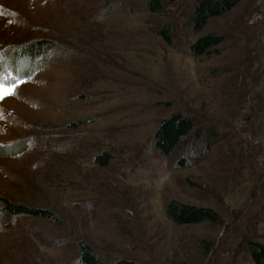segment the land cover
<instances>
[{
    "label": "rangeland",
    "instance_id": "374dc122",
    "mask_svg": "<svg viewBox=\"0 0 264 264\" xmlns=\"http://www.w3.org/2000/svg\"><path fill=\"white\" fill-rule=\"evenodd\" d=\"M187 1L156 15L122 0H0V60L26 81L0 100V146L29 144L0 155V198L59 219L0 204V264H87L83 242L98 264H256L245 240L264 244V0L210 19L198 37L224 38L210 55L152 30ZM175 112L211 144L203 157L182 151L187 167L155 146ZM172 201L218 221L178 223Z\"/></svg>",
    "mask_w": 264,
    "mask_h": 264
},
{
    "label": "trees",
    "instance_id": "16d2710c",
    "mask_svg": "<svg viewBox=\"0 0 264 264\" xmlns=\"http://www.w3.org/2000/svg\"><path fill=\"white\" fill-rule=\"evenodd\" d=\"M107 1V0H106ZM130 0H122L119 6L128 7L129 10L138 11L140 8L147 10L151 14H160L167 11L173 1L176 0H132L133 6L128 4ZM242 0H188V5L183 9L179 16V21L167 22L152 28L156 35L163 38L168 44L177 47H183L184 42L192 48L194 53L210 55L217 49L224 38L220 35L207 34L199 36L198 34L208 25L213 17L221 16L232 10ZM111 6V5H110ZM109 9V8H108ZM176 10V9H174ZM173 11V10H172ZM105 15L106 12H103ZM183 37V38H182ZM195 37V38H194ZM48 44L45 40L42 42H32L18 49L19 54L28 57H34L39 54L44 46ZM193 119L186 117L181 112H175L168 118H163L158 124L155 132V146L164 154L170 156L173 153L179 156L176 166L187 167L190 164V157H183L182 151L192 153L197 149L201 157L205 156L211 148V144L202 145L199 143L200 130L194 129ZM209 139V137H208ZM29 144L26 140L19 141L8 146H0V155L17 154L28 149ZM113 155L105 152L98 155L97 161L102 164L110 163ZM1 211L6 215L19 216H41L59 220L57 213L51 209L33 207L22 203H14L6 198H0ZM168 213L175 221L181 224L199 223L203 221H218V214L206 207L190 205L178 201H172L168 206ZM61 221V220H60ZM83 242V241H82ZM81 244L82 259L87 264H98V260L92 253V247L89 244ZM247 249L256 264H264V244L255 239L247 237L245 240ZM114 264H139L129 259H121Z\"/></svg>",
    "mask_w": 264,
    "mask_h": 264
},
{
    "label": "snow or ice",
    "instance_id": "6c2138e0",
    "mask_svg": "<svg viewBox=\"0 0 264 264\" xmlns=\"http://www.w3.org/2000/svg\"><path fill=\"white\" fill-rule=\"evenodd\" d=\"M25 82L22 77L9 73L3 61L0 60V100L15 95L19 85Z\"/></svg>",
    "mask_w": 264,
    "mask_h": 264
}]
</instances>
